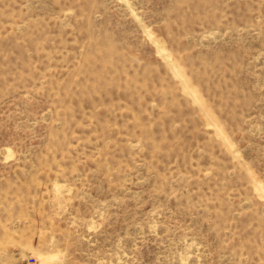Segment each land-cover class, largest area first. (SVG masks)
Instances as JSON below:
<instances>
[{"label": "rangeland", "instance_id": "rangeland-1", "mask_svg": "<svg viewBox=\"0 0 264 264\" xmlns=\"http://www.w3.org/2000/svg\"><path fill=\"white\" fill-rule=\"evenodd\" d=\"M0 264H264V0H0Z\"/></svg>", "mask_w": 264, "mask_h": 264}, {"label": "bare ground", "instance_id": "bare-ground-1", "mask_svg": "<svg viewBox=\"0 0 264 264\" xmlns=\"http://www.w3.org/2000/svg\"><path fill=\"white\" fill-rule=\"evenodd\" d=\"M149 33V32H148ZM150 34V33H149ZM164 52V51H163ZM163 56V55H162ZM164 58V57H163ZM165 59V58H164ZM177 68H175V70H176ZM174 70V69H173ZM183 79V78H182ZM183 82V81H182ZM186 90V89H185ZM215 125V124H214ZM216 126V125H215Z\"/></svg>", "mask_w": 264, "mask_h": 264}]
</instances>
